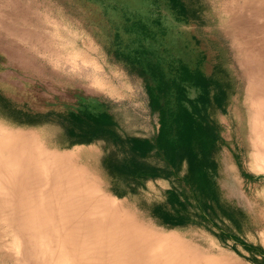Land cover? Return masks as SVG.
<instances>
[{
	"label": "rangeland",
	"instance_id": "374dc122",
	"mask_svg": "<svg viewBox=\"0 0 264 264\" xmlns=\"http://www.w3.org/2000/svg\"><path fill=\"white\" fill-rule=\"evenodd\" d=\"M200 9L198 0H0V144L22 138L44 155L73 154L96 180L94 194L180 247L189 263L264 264V161H257L259 153L255 161L240 149L243 138H237L238 125L230 116L242 81L233 63L237 58L213 35L224 29L215 5L208 1L212 20H203ZM146 58L159 64V72L171 76L178 70L189 77L178 85L190 101L177 90L175 105L216 133L215 162L204 169L202 191L200 185L193 191L183 183L182 168L173 186L154 177L135 192L133 179L116 171L119 163L132 161V139L158 140L153 138L157 115L147 107L150 83L142 74ZM171 107L182 109L165 106ZM98 111L106 112L125 144L111 136L79 142L93 138L85 133L94 131ZM160 154L156 146L149 157L135 161L161 170ZM45 172L35 175L32 184L39 183L40 200L30 204V211L49 195L51 171ZM7 174L0 168V264H87L88 258H77L80 250H63L61 235L49 233V222V228L30 223L29 238L22 227L17 230L22 222L10 221L8 212L21 199L10 194ZM171 188L176 199L168 193Z\"/></svg>",
	"mask_w": 264,
	"mask_h": 264
},
{
	"label": "bare ground",
	"instance_id": "6f19581e",
	"mask_svg": "<svg viewBox=\"0 0 264 264\" xmlns=\"http://www.w3.org/2000/svg\"><path fill=\"white\" fill-rule=\"evenodd\" d=\"M198 1L201 4L200 15L206 21L213 19L208 14V1L215 5L218 23L222 24L224 29L221 33L213 31V35L223 43L225 52L237 58H234L233 63L239 69L242 81L240 87H235L230 116L238 125L234 129L237 138H243L238 139L240 149L245 157L249 154L248 157L256 161L253 156L259 153L261 156L257 161H264V0ZM21 139L16 143L1 142L0 144V168L8 173L7 186L12 190L10 191L12 197L18 195L21 199V205L14 208V211L12 206L10 208L12 214L8 212L10 221L16 217V220H21L22 223L18 228L15 225L20 223L18 221L13 226L17 230L22 227L26 234L30 223L34 220L41 225L45 223L47 228L49 222L51 223L49 233L54 237L61 235L59 240L61 239L63 250L78 249L74 252H81L76 257L80 258V261L88 258L87 262L84 261L87 264H192L185 257L182 258L180 247L170 244L163 236L155 235L143 223L133 219L129 212L123 211L120 206L112 204L103 196L94 194L96 180L79 164L73 154L44 155L31 148L32 142ZM244 144L246 147L243 146ZM39 170L51 171L49 174L51 185L45 186L49 188L45 189L48 190L46 193L49 195L42 197L43 202H37L34 210L30 211L28 208L30 204L34 200H40L35 187L39 183L35 186L32 184ZM40 188L42 193L44 188ZM4 207L7 208V204ZM2 222L6 223L5 220ZM12 229L15 228L11 227L10 230ZM27 234L25 238H29ZM6 252L8 253V250Z\"/></svg>",
	"mask_w": 264,
	"mask_h": 264
},
{
	"label": "trees",
	"instance_id": "16d2710c",
	"mask_svg": "<svg viewBox=\"0 0 264 264\" xmlns=\"http://www.w3.org/2000/svg\"><path fill=\"white\" fill-rule=\"evenodd\" d=\"M145 63V69H143V75L146 76V80L148 81V84L150 83L149 87V94L150 98L152 100V108L154 110L156 109H165V105L173 103L174 107H181L178 105H175V101L179 102L180 99H177V90L178 94L181 95L180 97L186 98V101H190L188 97H186V93L183 95V89L181 85H178L181 81L187 82L186 80L189 79V77H183L180 75L181 73L176 70L172 75L164 74L163 72H159L160 69H158L157 64L155 61L151 60L150 58H146ZM160 67V66H159ZM161 68V67H160ZM180 73V74H179ZM173 84L176 86L175 91L171 88ZM163 103V105H162ZM191 104H194V102H190ZM160 105H162L160 107ZM182 108V107H181ZM173 108H167V116L165 115L164 122V129L163 137L158 138L156 141V146L160 148L161 150V156L163 157V160L168 165V168L162 170H159L156 167H150L147 164H144L143 162L138 163L135 161V159L141 158L142 160L149 157L151 154V151L153 150L155 146V142L151 143V141L148 140H139L135 144H131L129 149V154L132 156V161L124 160L122 163H119V165L116 167V171L119 174H122L124 176H129L133 180H136L137 178H146V177H157L162 176V174H167L172 169L174 171L176 180H178V173L182 168L183 162L185 158L187 157L186 153L183 151H178L175 146L172 144V136L174 134V131L176 129L183 130L185 128V125H187V122L183 123L180 121V119H177L175 122H168L170 119V116L168 114L172 113L171 111ZM177 114L185 115L186 113L190 114L185 108H182L180 111H174ZM106 116L105 111H98L95 114V120H96V127H94V131H90L85 133V135L90 134L93 136L91 139L84 138L79 139V142L88 143L92 141L94 138H107V136L113 137V140L115 141H121V143L125 144V141L120 139L118 136H116L113 128L115 125L112 123V120ZM168 120V121H167ZM183 126V127H182ZM206 126H202L199 124L198 121V130H204L206 129ZM209 128V127H208ZM211 129V128H210ZM172 137V138H171ZM216 140V137L214 139V142ZM133 143V142H132ZM138 143V144H137ZM192 167L188 169L186 175L182 178L186 181L187 185L190 187L191 190L194 191V189H197V186H201L198 191L204 190L203 186H206V176L204 174L203 167L206 166V163H199V164H191ZM194 166V168H193ZM171 168V169H170ZM176 192V191H175ZM175 192L172 191L171 199H176ZM177 193V192H176Z\"/></svg>",
	"mask_w": 264,
	"mask_h": 264
},
{
	"label": "crops",
	"instance_id": "0c3cea01",
	"mask_svg": "<svg viewBox=\"0 0 264 264\" xmlns=\"http://www.w3.org/2000/svg\"><path fill=\"white\" fill-rule=\"evenodd\" d=\"M162 105H160V107ZM147 107L149 108L152 114L157 115V120H158L156 131H155V136L153 138L156 139V138L163 137L162 134L165 131L163 121H166L165 115L167 116V109L160 108L152 112V109H153L152 100L150 97L148 98V101H147ZM174 111L175 109L173 108V110L171 111L172 113L168 114L170 116V119H168L169 121L167 120L168 122H175L177 119H180L181 122L184 121L183 123L187 122V125H185V128L183 130L176 129L172 136L173 138L171 137L173 140L172 141L173 146H175L178 151H183L187 155L182 165V169L185 170L183 177L186 175L188 169L192 167L191 164L193 163L194 164L206 163V166L203 167V169H206V170L207 168H209V165L210 167H212L215 162V155H216L215 142H214L216 133L214 129H209L208 126H206L207 127L206 129L198 130V121H199L198 116H194L192 113L190 114L186 113L185 115L177 114ZM217 137L221 138L220 135H217ZM132 140H133V144H135L137 141L141 140V138H134ZM142 140L149 141V139L147 138L142 139ZM154 142L155 141H151V143H154ZM163 162H164V166H163V169H161L162 171L168 168V165L165 162V160ZM144 164H147V163H144ZM206 170L204 171V174L208 175ZM175 174L176 173H174V171L171 169L168 175L162 174V176H157L156 178L168 179L173 186L174 182L177 183L178 181L176 180ZM151 181H152V177L137 178L136 180H133L130 185H132V188L134 190L133 192H135V187L140 186V185L145 186L146 183H149ZM183 183L187 185L185 180ZM168 193L170 195L172 194V188L168 190ZM187 195H188V190L187 191L184 190L183 191L184 200L187 199L186 198Z\"/></svg>",
	"mask_w": 264,
	"mask_h": 264
}]
</instances>
